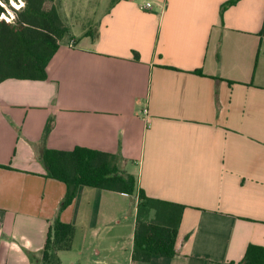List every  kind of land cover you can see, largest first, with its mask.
Returning a JSON list of instances; mask_svg holds the SVG:
<instances>
[{
  "label": "crops",
  "instance_id": "crops-1",
  "mask_svg": "<svg viewBox=\"0 0 264 264\" xmlns=\"http://www.w3.org/2000/svg\"><path fill=\"white\" fill-rule=\"evenodd\" d=\"M233 1L57 0L69 35L48 79L0 84V264H39L57 218L75 228L61 264H240L264 248V0ZM79 5L98 6L93 26ZM77 147L186 207L174 258L132 260L135 196L82 187L61 210L42 155Z\"/></svg>",
  "mask_w": 264,
  "mask_h": 264
},
{
  "label": "trees",
  "instance_id": "trees-1",
  "mask_svg": "<svg viewBox=\"0 0 264 264\" xmlns=\"http://www.w3.org/2000/svg\"><path fill=\"white\" fill-rule=\"evenodd\" d=\"M14 23L0 21V84L10 79L46 81L47 68L69 35L58 8L47 9L54 0H23ZM239 0H234V4ZM1 12L3 11L0 8ZM55 124L51 117L44 130L45 144ZM120 155L77 147L72 151L44 149L42 163L47 177L64 183L67 193L61 210L77 197L82 187L118 192L137 197L132 260L149 263L154 258L172 259L186 207L149 197L135 176L120 167ZM6 168L0 165V169ZM75 228L60 218L50 222L39 264H61L60 253L72 250ZM240 264H264V248L249 246Z\"/></svg>",
  "mask_w": 264,
  "mask_h": 264
},
{
  "label": "built area",
  "instance_id": "built-area-1",
  "mask_svg": "<svg viewBox=\"0 0 264 264\" xmlns=\"http://www.w3.org/2000/svg\"><path fill=\"white\" fill-rule=\"evenodd\" d=\"M25 6L23 0H0V8L3 9L1 12L0 10V21L4 20L7 23H14L16 19V12L20 11ZM11 9H10V8ZM150 5L147 6L149 8ZM145 117H149L148 109L144 110Z\"/></svg>",
  "mask_w": 264,
  "mask_h": 264
},
{
  "label": "rangeland",
  "instance_id": "rangeland-1",
  "mask_svg": "<svg viewBox=\"0 0 264 264\" xmlns=\"http://www.w3.org/2000/svg\"><path fill=\"white\" fill-rule=\"evenodd\" d=\"M8 1V0H7ZM25 3V2H24ZM57 0H54V2H48L46 4V8L50 9L52 8L54 5L57 7ZM10 8V7H9ZM24 8V7H23ZM78 8H80L79 13L82 15H85L86 17H83L81 20V23H83L84 26H87L89 24V26H93L91 25L92 22H94L93 18L94 16H90V14H86L87 12H95L94 9H98V6H85L83 7L82 5H79ZM94 8V9H93ZM11 9V8H10ZM99 14V13H98ZM91 17V20H88V18ZM79 21H77L78 23ZM120 167L122 168V164H120Z\"/></svg>",
  "mask_w": 264,
  "mask_h": 264
}]
</instances>
